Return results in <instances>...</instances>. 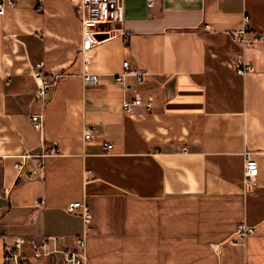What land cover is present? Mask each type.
<instances>
[{"label": "crops", "instance_id": "1", "mask_svg": "<svg viewBox=\"0 0 264 264\" xmlns=\"http://www.w3.org/2000/svg\"><path fill=\"white\" fill-rule=\"evenodd\" d=\"M77 1L3 0L0 264L16 237L74 246L84 232L67 210L75 201L93 214L91 264H264V40L245 48L235 36L264 34V0H122L118 33L89 64ZM126 60L148 73L126 76L130 90L117 81ZM238 60L254 70L239 74ZM37 71L55 79L39 99ZM136 93L143 104L128 113ZM44 141L59 153L42 177L28 178L29 162L17 181L20 156ZM246 150L259 165L251 191ZM241 223L255 231L234 241Z\"/></svg>", "mask_w": 264, "mask_h": 264}, {"label": "built area", "instance_id": "2", "mask_svg": "<svg viewBox=\"0 0 264 264\" xmlns=\"http://www.w3.org/2000/svg\"><path fill=\"white\" fill-rule=\"evenodd\" d=\"M154 0H149V6L152 7ZM77 9L82 21L84 43L83 56L86 64L91 62L92 50L103 40L112 37L118 33V29L114 26L120 21L123 10L122 0H78ZM4 12L3 0H0V14ZM249 17H246L248 23ZM246 29L237 32L236 38L243 47L248 48L256 42L264 40V34L259 33L253 39L246 36ZM124 70L117 75V81L122 83L126 90H130L131 86L125 82L126 76H135L139 82H144L148 73L137 68H132L130 62L126 60ZM237 72L241 75H247L254 70L251 63L245 60H238L235 64ZM38 81V91L36 98L46 96L55 79H49L41 71L35 72ZM84 80L87 84H95L97 76L91 73H85ZM143 104V99L139 93L135 94L132 100H125L123 105L125 110L130 113L134 106ZM151 106V103L148 104ZM34 128L43 132L44 119L42 115L35 114L31 116ZM97 136L96 130L88 128L85 131V140L91 141ZM107 149H112L113 144L104 142ZM186 150V148H184ZM59 149L55 143L43 142L39 150H29L16 163L18 169L17 181L24 178V171L29 162H32V171L28 174L29 179L42 177L46 168L47 158L57 155ZM244 168V182L247 191H251L257 185L259 175V165L257 159L254 158V152L246 150ZM4 157L0 155V167ZM90 178V175H89ZM10 192L6 187L0 185V197L8 195ZM43 201H39L37 206H41ZM69 212H78L81 214L84 224V232L75 240L74 246L62 244L58 236H44L42 238L32 236L29 238L16 237L15 240L7 245L3 264H91L87 254V237L93 229V214L90 207L83 201L70 202L67 206ZM255 228L246 223L238 225L235 232V240L245 239L249 234L254 233Z\"/></svg>", "mask_w": 264, "mask_h": 264}]
</instances>
